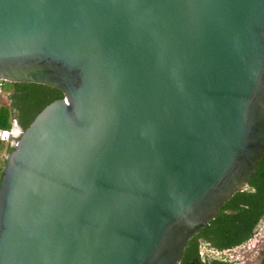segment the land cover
Here are the masks:
<instances>
[{
	"label": "water",
	"instance_id": "95a60500",
	"mask_svg": "<svg viewBox=\"0 0 264 264\" xmlns=\"http://www.w3.org/2000/svg\"><path fill=\"white\" fill-rule=\"evenodd\" d=\"M0 81L64 93L6 156L0 264H180L264 155V0H0Z\"/></svg>",
	"mask_w": 264,
	"mask_h": 264
},
{
	"label": "trees",
	"instance_id": "16d2710c",
	"mask_svg": "<svg viewBox=\"0 0 264 264\" xmlns=\"http://www.w3.org/2000/svg\"><path fill=\"white\" fill-rule=\"evenodd\" d=\"M0 130H11L16 123L25 130L35 116L51 101L64 96L60 88L35 82L0 81ZM5 97V101L3 98ZM5 147L0 139V150ZM13 149L7 146L8 153ZM5 161L0 160V181ZM264 219V155L247 180L244 190L236 191L208 224L189 239L180 264H228L213 258L204 260L201 245L217 251L236 248L250 240Z\"/></svg>",
	"mask_w": 264,
	"mask_h": 264
},
{
	"label": "rangeland",
	"instance_id": "374dc122",
	"mask_svg": "<svg viewBox=\"0 0 264 264\" xmlns=\"http://www.w3.org/2000/svg\"><path fill=\"white\" fill-rule=\"evenodd\" d=\"M5 101V97L3 98ZM13 140L4 141L5 147L0 150V160L4 161L8 154L7 146ZM17 141V140H16ZM201 255L204 260L222 259L228 264H264V219L257 226L254 236L246 243L225 251H217L208 244L201 245Z\"/></svg>",
	"mask_w": 264,
	"mask_h": 264
},
{
	"label": "built area",
	"instance_id": "2783aa9c",
	"mask_svg": "<svg viewBox=\"0 0 264 264\" xmlns=\"http://www.w3.org/2000/svg\"><path fill=\"white\" fill-rule=\"evenodd\" d=\"M21 132V128L14 123L11 130H0V139L3 141H8L10 139L13 140L11 144L13 146L17 142L16 140L20 136Z\"/></svg>",
	"mask_w": 264,
	"mask_h": 264
}]
</instances>
